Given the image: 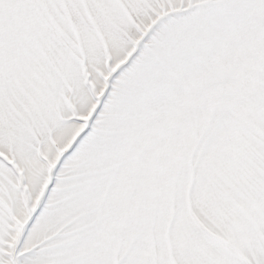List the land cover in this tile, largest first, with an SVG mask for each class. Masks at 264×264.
Instances as JSON below:
<instances>
[{
    "label": "snow or ice",
    "instance_id": "6c2138e0",
    "mask_svg": "<svg viewBox=\"0 0 264 264\" xmlns=\"http://www.w3.org/2000/svg\"><path fill=\"white\" fill-rule=\"evenodd\" d=\"M0 264H264V0H0Z\"/></svg>",
    "mask_w": 264,
    "mask_h": 264
}]
</instances>
